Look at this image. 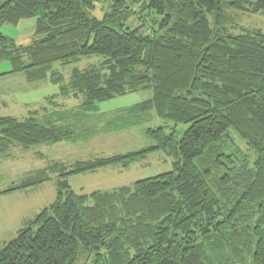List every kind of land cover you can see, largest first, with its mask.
<instances>
[{
	"label": "trees",
	"instance_id": "trees-1",
	"mask_svg": "<svg viewBox=\"0 0 264 264\" xmlns=\"http://www.w3.org/2000/svg\"><path fill=\"white\" fill-rule=\"evenodd\" d=\"M99 4L108 5L102 17ZM147 9L163 17L147 18ZM228 9L264 13V0H0V62L12 63L2 74L57 82L55 63L103 58L61 87L76 107L49 99L42 117L38 109L0 116V154L77 138L76 125L88 132L98 102L145 89L151 97L130 112L190 123L180 139L147 127V147L53 161L12 184L3 192L57 174L55 199L0 249V264H264V32H229ZM34 17L30 44L1 31ZM159 150L174 158L172 170L89 193L69 184L72 175L127 168Z\"/></svg>",
	"mask_w": 264,
	"mask_h": 264
},
{
	"label": "rangeland",
	"instance_id": "rangeland-1",
	"mask_svg": "<svg viewBox=\"0 0 264 264\" xmlns=\"http://www.w3.org/2000/svg\"><path fill=\"white\" fill-rule=\"evenodd\" d=\"M107 4H99L95 11L96 15L102 17L108 7ZM147 12H149L147 18L150 15L163 17V14L151 13V9L144 11ZM206 16L210 22H214V14L207 12ZM225 16L224 27L229 32L238 33L246 29H260L264 32L262 12L249 13L228 9ZM35 26L36 18H27L17 24L6 23L1 27V31L17 43L27 45L37 38ZM102 59L99 55H92L69 64L55 63L53 72L62 76L57 82L50 78L29 82L23 73L2 74L11 70L12 63L7 60L0 62V116L10 115L17 118L36 116V113L31 114L30 111L38 109V116L42 117L45 114L42 107H53L49 99L67 110L76 107L79 100L61 94V87L70 83L75 69L83 70ZM151 95V90L145 89L98 102V113L86 120L88 132L85 133L76 125L77 138L58 143L38 144L29 148L16 145L8 155L0 154V249L16 238L26 219L33 217L53 202L56 197L57 174H52L51 180L36 188L3 192L12 184L19 183L32 172L46 168L53 161L71 163L147 147L154 143L144 133L147 127L163 126L167 132L175 130L178 139L183 136L190 123H175L160 118L155 111L150 114L149 112L145 114L142 110L130 112L134 105L149 99ZM132 118H137L138 122H131ZM173 162L172 156L159 150L127 168L106 166L95 172L72 175L68 181L77 193L109 190L132 185L138 179L170 171L173 169Z\"/></svg>",
	"mask_w": 264,
	"mask_h": 264
},
{
	"label": "crops",
	"instance_id": "crops-1",
	"mask_svg": "<svg viewBox=\"0 0 264 264\" xmlns=\"http://www.w3.org/2000/svg\"><path fill=\"white\" fill-rule=\"evenodd\" d=\"M30 113H32V111H30Z\"/></svg>",
	"mask_w": 264,
	"mask_h": 264
}]
</instances>
